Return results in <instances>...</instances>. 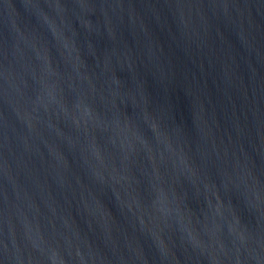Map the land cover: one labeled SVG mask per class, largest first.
<instances>
[{
    "label": "water",
    "instance_id": "1",
    "mask_svg": "<svg viewBox=\"0 0 264 264\" xmlns=\"http://www.w3.org/2000/svg\"><path fill=\"white\" fill-rule=\"evenodd\" d=\"M0 264H264V0H0Z\"/></svg>",
    "mask_w": 264,
    "mask_h": 264
}]
</instances>
